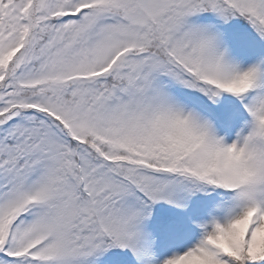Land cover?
I'll return each instance as SVG.
<instances>
[{
  "label": "snow or ice",
  "instance_id": "snow-or-ice-1",
  "mask_svg": "<svg viewBox=\"0 0 264 264\" xmlns=\"http://www.w3.org/2000/svg\"><path fill=\"white\" fill-rule=\"evenodd\" d=\"M0 264H264V0H0Z\"/></svg>",
  "mask_w": 264,
  "mask_h": 264
}]
</instances>
